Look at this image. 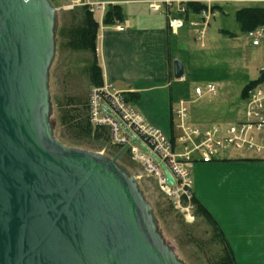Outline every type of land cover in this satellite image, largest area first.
<instances>
[{
  "label": "water",
  "instance_id": "95a60500",
  "mask_svg": "<svg viewBox=\"0 0 264 264\" xmlns=\"http://www.w3.org/2000/svg\"><path fill=\"white\" fill-rule=\"evenodd\" d=\"M56 24L50 0H0V264H183L118 162L127 146L109 158L54 138Z\"/></svg>",
  "mask_w": 264,
  "mask_h": 264
},
{
  "label": "crops",
  "instance_id": "0c3cea01",
  "mask_svg": "<svg viewBox=\"0 0 264 264\" xmlns=\"http://www.w3.org/2000/svg\"><path fill=\"white\" fill-rule=\"evenodd\" d=\"M88 1L106 7L119 6L124 15L121 23L109 26L100 24L99 19L96 55L103 82L114 92L133 96L135 110L167 136L175 134L174 128L171 129V123L172 126L175 124L172 118L173 62H180L185 73L183 60L179 58L184 51L185 40L193 36L201 47L208 46L215 51L222 48L219 45L223 38L220 37H225L232 41L226 43L225 48L235 52L241 41L238 31L224 29L223 19L230 15L234 19L235 13L244 8L264 7V0H170L209 8L211 18L198 39L196 29L187 22L176 35L170 33L168 19H184L178 13L176 3L163 5L158 14H153L148 4L162 0ZM188 18L198 20L200 16L190 15ZM237 28L241 30L239 25ZM243 34L246 42L239 48L248 49L255 66L261 61L260 54H264V39L259 41L258 47H252L247 34ZM261 62L264 65V61ZM254 66L255 71L251 74L255 77L245 85L264 71L262 65L257 66L258 69ZM184 81L183 77L180 82ZM241 114L242 110L237 114L239 118ZM228 151L230 149L220 151L211 163L193 164V197L215 221L232 250L235 264H264V158L253 152L251 155H233Z\"/></svg>",
  "mask_w": 264,
  "mask_h": 264
},
{
  "label": "rangeland",
  "instance_id": "374dc122",
  "mask_svg": "<svg viewBox=\"0 0 264 264\" xmlns=\"http://www.w3.org/2000/svg\"><path fill=\"white\" fill-rule=\"evenodd\" d=\"M50 1L57 10L56 51L49 70L48 83L52 110L50 120L53 124L54 138L65 147L99 153L113 158L114 152L118 151V148L110 141L108 130L106 128L96 129L89 121L88 101L90 92L94 88L88 86L84 69L88 66L91 58L86 53L66 47L65 32L71 25L72 15L70 11L62 10L63 0ZM93 16L99 24V16L96 14ZM223 20L224 29L229 32L238 31V37L241 40L238 42V49L235 52L226 49V43L232 41L220 37L223 38V43L219 45L222 48L211 51L208 46L201 47L199 42L193 40V36H189L184 42V51L179 57L183 60L185 67L183 76L185 81L173 80V110L177 109L178 101L185 102L189 117L186 123L201 130L214 128V126H226V124L235 121L234 119L239 118L237 114L244 106L240 100V90L247 81L255 77L251 74L254 70L253 57L249 55L248 49L239 48L242 43L246 42L245 35L237 28L238 24L233 16L230 15ZM203 43L205 44V40ZM260 56L261 61H264V54L261 53ZM261 61H258L254 67L259 65L264 67ZM209 85L217 87L214 94L204 93L200 97L193 93L195 88L204 92ZM260 87L264 89V85ZM84 102L85 107L87 103V120L92 127L91 137L99 134L98 132L102 129L106 133L107 141L103 147H100V143L80 136L70 128L71 125L77 124L72 116H75L78 111L82 113ZM174 123H176V119H174ZM228 152L233 155L253 154L246 150H230ZM118 162L135 177L146 201L153 208L159 230L166 244L173 250L177 258L183 264H217V260L222 255V248L217 241L212 239L211 228L205 224V221L197 218L194 213H191V217L187 218L185 212L166 200L155 179L148 177L142 166L138 162L132 161L129 153H125Z\"/></svg>",
  "mask_w": 264,
  "mask_h": 264
},
{
  "label": "built area",
  "instance_id": "2783aa9c",
  "mask_svg": "<svg viewBox=\"0 0 264 264\" xmlns=\"http://www.w3.org/2000/svg\"><path fill=\"white\" fill-rule=\"evenodd\" d=\"M63 11H72L78 7H87L93 15L103 17L106 6L91 3L88 0H63ZM178 5V13L185 15L184 4L181 1L162 0L150 2L148 9L158 14L161 7ZM98 15V16H99ZM200 19L187 22L196 29L197 38L203 35V30L211 18L209 8L199 13ZM185 20L169 18L168 28L176 35L184 26ZM121 27H118L120 29ZM200 28V29H199ZM252 47H258L264 39V28L247 34ZM183 81V78L180 80ZM216 88L209 85L202 92L195 88L194 94H214ZM186 103L178 101L177 109L173 110L174 136H167L160 129L151 126L135 108L125 101L123 94L114 92L103 82L99 88L90 92L88 101L89 121L94 128H106L112 144L118 152L127 146L132 161L138 162L148 177L155 179L159 190L166 200L185 212L187 218L192 211V177L193 164L200 162L208 164L216 160L223 150L251 151L264 158V89L257 87L251 90L241 117L232 123L199 129L189 126ZM135 138L133 142L132 139ZM143 147L145 150H143ZM124 153V154H125ZM171 176L173 183L168 184L165 171ZM184 207V208H182ZM183 209V210H182Z\"/></svg>",
  "mask_w": 264,
  "mask_h": 264
},
{
  "label": "trees",
  "instance_id": "16d2710c",
  "mask_svg": "<svg viewBox=\"0 0 264 264\" xmlns=\"http://www.w3.org/2000/svg\"><path fill=\"white\" fill-rule=\"evenodd\" d=\"M185 15L184 20L189 22L190 15H199L201 10H204L205 6L196 4V3H186L184 5ZM214 10V8H212ZM72 15L71 25L69 29L65 32V36L67 37L66 47L70 49L77 50L83 53H86L90 56V62L88 66L84 69V76L87 80L88 86L90 88H99L103 85V77L102 71L97 61L96 55V40L97 33L99 30V24L94 19L93 14L89 11L87 7H78L74 10L70 11ZM124 15L121 7L119 6H107L105 13L102 19V25L109 26L117 23H121L123 21ZM234 19L237 24L240 26V31L245 34L253 32L258 29L264 28V7L255 6L251 8H244L237 11L234 15ZM224 33L230 35L229 32ZM264 84V71H261L258 78L254 81L248 82L242 90H240V100L241 103L247 101L249 97V93L251 90L261 86ZM125 101L129 104H133L134 97L130 95H123ZM86 108V109H85ZM82 113L80 111L75 114L73 120L77 123L70 126L71 129H74L75 133L77 132L80 136H85L91 140H94L97 143H100V147H103L105 142L107 141V136L104 129L100 130L95 134L94 137H91L92 127L89 125L87 120V103L85 107V102L83 103ZM244 109V106L242 110ZM173 115V114H172ZM78 116L79 118H77ZM173 118V116H172ZM173 123V122H172ZM171 123V129L174 128ZM97 129V128H96ZM97 131V130H96ZM173 131V130H172ZM174 135L171 136V139ZM118 153V151L114 152V156ZM123 157V156H122ZM192 209L193 213L197 218H201L205 221L212 231L213 240L217 241L218 244L221 245L222 255L219 260H217V264H235L234 256L232 254V250L227 244L225 237L222 236V233L218 229L217 225L213 221L212 217L206 213L207 211L197 202L194 197L192 201ZM192 213V214H193ZM223 246V247H222Z\"/></svg>",
  "mask_w": 264,
  "mask_h": 264
}]
</instances>
